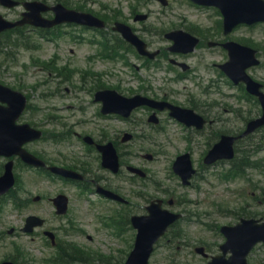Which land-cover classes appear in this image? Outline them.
I'll list each match as a JSON object with an SVG mask.
<instances>
[{"label": "rangeland", "instance_id": "374dc122", "mask_svg": "<svg viewBox=\"0 0 264 264\" xmlns=\"http://www.w3.org/2000/svg\"><path fill=\"white\" fill-rule=\"evenodd\" d=\"M83 1L89 7L100 12H107L111 7L115 9L121 7L125 14L124 17H127V19H129L133 4L140 11H152L154 20L163 19L166 22L173 20L174 23H182L183 19L186 18L188 24L197 22L199 24L202 22L210 24L217 19L212 10L209 11V14H213V18L198 14L200 13L199 9L192 6L187 0H170L167 7L151 0ZM163 10L166 12L164 13ZM146 25H152L154 29L162 26L158 22ZM163 25L167 26L168 24L164 23ZM137 27L143 31L140 25ZM244 33L245 30L240 29L236 36L241 37ZM73 35L78 38L65 34L59 38L58 43L41 42L40 48L21 51L19 62L12 65L10 69L14 72V77L7 79L10 85H21L23 90L31 95L33 103H38L41 106L42 121L48 129L54 128L52 123L54 121L59 123L60 121H67L68 123L77 121L81 126H94L97 123H102L97 115V105L91 102L92 93L89 90L91 80L83 75L80 70L82 68H93L102 71L107 82L121 83L122 89L120 90L127 95L133 93L131 88L136 90L137 87L139 89L143 87L142 81L138 78V76H142L147 81L150 79L158 92L165 88L166 92L173 91V95L181 99L191 94L197 97L206 96L204 87L208 85L211 79L202 81L199 78H190L170 81L167 78L170 75L169 73H157L156 69H137V66L141 67L142 61L133 54H130L132 65L126 64L121 59L91 58L90 56L95 55L96 51L103 49L102 46L90 42V39H97L98 36L93 32L79 29L72 30ZM158 39L162 41V37H158ZM55 54H57L56 64H66L68 67L63 70L62 74L52 75L48 70L41 69L34 64L30 65L28 62L33 57L50 59ZM222 54V51L215 48L206 49L203 60H200L199 56L198 58L195 57L197 64L204 62L207 66L206 70L201 71L204 76L205 73L207 76L214 74L213 69L209 68L208 65L220 58ZM24 62L30 65L25 69V72L22 67ZM210 67H212V64H210ZM73 68L75 71L72 70ZM37 82L40 83L37 84ZM67 88L71 92H67ZM70 105L76 107L68 109L67 107ZM48 113L54 114V118L47 120L46 115ZM138 114L142 117L144 113L140 112ZM118 124L122 126L123 130L128 128V125L124 122ZM161 125H163L161 128L141 127L139 133L142 136L145 133L149 138L137 137L124 147L128 150L127 158L131 163L148 167L150 175L160 180L164 187L169 190L175 189L178 195L184 196V200L189 198L187 205H181V207H186V215L189 217V220L182 222L181 226L184 231L179 236L182 238L165 239L159 248L155 250L151 258V264H203L206 259L195 252V246L205 242L212 249L210 253H217L218 246L223 241L222 236H218V232L215 230L217 225L221 226L235 222L236 217L233 210L237 208L242 210V205L254 211L261 209V206L256 205L250 195H253V191L256 194H264V175L253 171L249 176L251 179L249 177L227 179L223 175V170L227 166L218 164L200 170L201 176L195 179L194 186L185 189L172 178L170 171L172 162L178 154L191 151L196 166L199 168L204 152L208 147V136L212 134L213 129H208L199 134L192 129L184 128L166 116L163 118ZM220 128L229 130L233 127ZM42 146L43 149L53 154L50 142H42ZM145 151L155 154L154 159L151 161L145 160L142 156ZM246 151V149L241 148L240 155H243ZM259 156L264 158V152L259 153ZM122 176L124 193L129 195L132 202L131 210L135 206L136 210L140 211L146 203L144 198L137 196L136 193L139 191L147 196L149 194L154 196L164 194L151 185L150 181L144 182L138 178L133 184L131 181L125 180L130 179L127 172L124 171ZM23 179L27 180L28 188L37 194L52 195L53 190L58 186H63L62 183H53L37 173H28L23 176ZM36 182L41 188L36 187ZM76 194L79 201H76V203L73 201L69 215L65 217L55 216L52 205L47 202L31 204L22 208L10 204L4 206L3 210L0 211V261L4 256L12 254L18 246L28 249L37 258H42L53 252V249L44 238L43 229L38 230L33 236L24 235L20 232L25 218L31 213L46 217L47 226L45 228L52 229L62 241H74L81 247L89 249V252L99 251L112 257V260H115V257H122L133 243L132 232L123 224L124 216L129 210L111 204H97L96 200L93 201V205H90L85 197ZM118 214L117 222L113 223L112 219ZM12 227L16 229L17 233H8ZM257 252L252 257L253 261H256L262 253V251ZM100 264L108 263L102 262Z\"/></svg>", "mask_w": 264, "mask_h": 264}, {"label": "water", "instance_id": "95a60500", "mask_svg": "<svg viewBox=\"0 0 264 264\" xmlns=\"http://www.w3.org/2000/svg\"><path fill=\"white\" fill-rule=\"evenodd\" d=\"M244 0H228L224 2V7L229 11L237 7L236 2H239L238 8L242 7ZM92 22V20L90 21ZM119 28L124 32L126 37L134 42L141 51L144 50V45L142 42L132 34L130 28L121 25ZM195 40L190 39V42L187 44V50H192L195 46ZM235 61H238L237 59ZM241 77H244L242 74ZM136 100L130 102L129 109L133 108L136 104ZM179 118L182 120H195L196 117L192 113H183L178 114ZM263 122V121H262ZM259 123V122H253ZM251 123V124H253ZM254 124L252 125V127ZM250 130V129H249ZM231 140L224 139L220 144H217L215 148L211 151V155L208 160L212 161L218 156H231ZM188 157V156H187ZM178 170L184 175L188 176L191 172L190 164L184 162L183 165L179 166ZM152 216L150 217H139L134 220H140L137 224L139 229V234L136 240L135 249L132 251L131 255L126 264H148V259L153 251V245L158 240V238L164 233L166 229V223L169 220H172L170 214L164 212L160 209L158 205L151 207ZM258 230L250 231L248 228H243L242 225H239L235 228H227V237L228 242L224 247V254L227 250H232L233 255L226 259L224 256L215 258L212 262L208 264H247L246 255L252 249L253 245L257 240H264V225L258 226ZM260 236V237H256Z\"/></svg>", "mask_w": 264, "mask_h": 264}, {"label": "flooded vegetation", "instance_id": "af4514ba", "mask_svg": "<svg viewBox=\"0 0 264 264\" xmlns=\"http://www.w3.org/2000/svg\"><path fill=\"white\" fill-rule=\"evenodd\" d=\"M101 141H103V139L101 140ZM96 147H92V149H95ZM87 173V175L89 176V178H88V182H90V183H94V182H96L97 181V174H94V173H92L91 171L89 172H86Z\"/></svg>", "mask_w": 264, "mask_h": 264}, {"label": "trees", "instance_id": "16d2710c", "mask_svg": "<svg viewBox=\"0 0 264 264\" xmlns=\"http://www.w3.org/2000/svg\"><path fill=\"white\" fill-rule=\"evenodd\" d=\"M76 253H77V252H74V254H73V255H76Z\"/></svg>", "mask_w": 264, "mask_h": 264}]
</instances>
